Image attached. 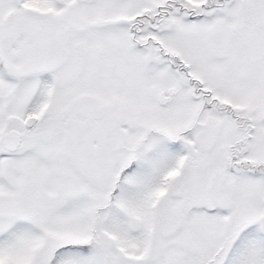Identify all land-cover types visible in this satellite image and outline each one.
<instances>
[{
    "label": "snow or ice",
    "instance_id": "snow-or-ice-1",
    "mask_svg": "<svg viewBox=\"0 0 264 264\" xmlns=\"http://www.w3.org/2000/svg\"><path fill=\"white\" fill-rule=\"evenodd\" d=\"M0 264H264V0H0Z\"/></svg>",
    "mask_w": 264,
    "mask_h": 264
}]
</instances>
